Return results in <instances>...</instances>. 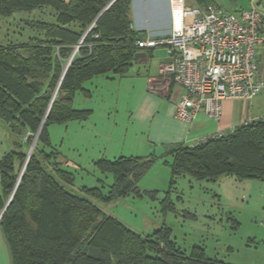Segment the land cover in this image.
I'll return each instance as SVG.
<instances>
[{"label":"trees","instance_id":"trees-1","mask_svg":"<svg viewBox=\"0 0 264 264\" xmlns=\"http://www.w3.org/2000/svg\"><path fill=\"white\" fill-rule=\"evenodd\" d=\"M132 6L133 0H0V32L3 22L20 19L9 40L0 38V125L11 146L0 159L3 207L14 191L0 226L13 264H234L200 245L186 252L167 225L153 234L137 232L103 203L142 195L140 179L166 155L173 158L171 183L183 175L264 180V119L174 145L162 155L102 158L101 168L115 179L108 194L98 187L75 189V175L64 167L68 161L51 143L50 122L86 119L92 111L72 104L76 91L88 90L87 80L124 74L133 64L144 33L133 25ZM173 187L165 192L164 210L174 208Z\"/></svg>","mask_w":264,"mask_h":264},{"label":"rangeland","instance_id":"rangeland-1","mask_svg":"<svg viewBox=\"0 0 264 264\" xmlns=\"http://www.w3.org/2000/svg\"><path fill=\"white\" fill-rule=\"evenodd\" d=\"M194 1L187 0L192 4ZM216 1L233 12L249 9L252 3V0ZM261 8L264 9V5ZM17 22L20 19L3 22L0 38L9 40ZM166 58V49L157 47L148 63L134 62L123 76L113 72L94 76L85 82V87L92 90V96L78 90L72 101L74 108H91L93 112L86 119L52 121L47 125L53 147L68 161L64 167L75 175V189L98 187L108 194L115 179L111 171L101 168L99 161L102 158L151 153L146 150L148 145L145 143L147 124L130 123V116L133 108L152 89L149 77L160 74L161 62ZM40 127L33 140L39 138L43 125ZM1 130L5 132L4 127ZM5 141L8 143L9 137L6 136ZM161 148H156L154 153L162 155L165 150L161 151ZM172 161L171 156L159 157L139 181L142 195L132 193L103 203L105 210L140 233L153 234L162 226H169L171 237L186 252L200 245L209 256L229 263L264 264V180L238 179L232 175L196 180L183 175L171 183ZM171 184L174 187L169 196L174 208L164 210L163 199Z\"/></svg>","mask_w":264,"mask_h":264},{"label":"built area","instance_id":"built-area-1","mask_svg":"<svg viewBox=\"0 0 264 264\" xmlns=\"http://www.w3.org/2000/svg\"><path fill=\"white\" fill-rule=\"evenodd\" d=\"M252 1L233 12L215 1L191 6L171 0L169 32L137 40L143 49H166L159 79L183 88L180 119L191 122L203 113L219 121L226 99L250 100L264 90V9Z\"/></svg>","mask_w":264,"mask_h":264},{"label":"crops","instance_id":"crops-1","mask_svg":"<svg viewBox=\"0 0 264 264\" xmlns=\"http://www.w3.org/2000/svg\"><path fill=\"white\" fill-rule=\"evenodd\" d=\"M182 1L191 6H205L210 1L217 2L216 0H195L192 4L188 3L187 0ZM252 4L253 1L250 5L251 7ZM131 11L133 25L137 30L144 33L143 38L153 35H164L169 32L171 27V0H133ZM143 51L148 53V58L144 61V63H148L154 48L144 49ZM134 62L138 61L134 60ZM126 73L120 74V76ZM115 75L117 76V74ZM159 78L160 74L149 77V84H152V89H149L150 91H147L138 106L133 108L130 116V123L139 121L147 124L148 132L145 134V143L148 145L146 150L151 153L141 156L154 153L158 147H162L161 151L165 150L162 152L165 153L174 145H193L206 137L232 131L246 120H256L264 117L263 90L250 100L240 98L226 99L224 101L223 117L219 121L211 119L203 113L191 122L185 121L176 116V108L178 100L184 92L183 88L176 83H168L170 85L167 86L164 79ZM87 89L79 91H84L86 95L92 96V90L90 88ZM90 110H92L90 112H93V109L90 108ZM205 118L208 120H205ZM210 121H215L216 123L208 124ZM1 129L2 126L0 125V159L10 150L9 141L8 143L5 141L7 134ZM3 203L4 200L1 198L0 192V214L4 209ZM0 264H13L11 248L1 226Z\"/></svg>","mask_w":264,"mask_h":264},{"label":"water","instance_id":"water-1","mask_svg":"<svg viewBox=\"0 0 264 264\" xmlns=\"http://www.w3.org/2000/svg\"><path fill=\"white\" fill-rule=\"evenodd\" d=\"M257 5H260V6L264 5V0H258V1H257ZM75 53H76V51H74V52L72 53V55L70 56V59H69L68 63L66 64V67H65V70H64V72H63V74H62V76H61V79L63 78L64 73H65L67 67L69 66V64L71 63L72 58H73V56H74ZM147 58H148V53H147L146 51H138V52H136V54H135V61H138V62H144V61L147 60ZM60 82H61V80H60ZM60 82H59V84H58V86H57V89H56V91H55V93H54L53 100H54V98H55V96H56V94H57V91H58V87H59V85H60ZM43 122H44V121H43ZM42 125H43V124H42ZM40 128H41V127H40ZM40 128H39V131H40ZM39 131H38V132H39ZM29 138H30V137H29ZM35 143H36V139L34 140L32 146H31V149L34 147V144H35ZM31 149H30L28 155H30V153H31ZM24 168H25V166H24ZM24 168H23V170H24ZM23 170H22V172H23ZM21 174H22V173H21ZM9 201H10V200H9ZM9 201L6 203V205H5L4 209H3V211L6 209L7 205L9 204ZM3 211H2V213H3Z\"/></svg>","mask_w":264,"mask_h":264},{"label":"clouds","instance_id":"clouds-1","mask_svg":"<svg viewBox=\"0 0 264 264\" xmlns=\"http://www.w3.org/2000/svg\"><path fill=\"white\" fill-rule=\"evenodd\" d=\"M144 49H146V48H144ZM143 48H141V50L140 51H143L144 50ZM151 49V48H150ZM2 214V213H1Z\"/></svg>","mask_w":264,"mask_h":264},{"label":"bare ground","instance_id":"bare-ground-1","mask_svg":"<svg viewBox=\"0 0 264 264\" xmlns=\"http://www.w3.org/2000/svg\"><path fill=\"white\" fill-rule=\"evenodd\" d=\"M31 151H32V149H31Z\"/></svg>","mask_w":264,"mask_h":264}]
</instances>
